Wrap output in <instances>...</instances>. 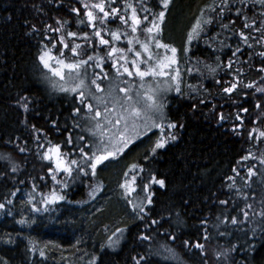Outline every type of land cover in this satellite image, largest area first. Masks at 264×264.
Instances as JSON below:
<instances>
[{
	"label": "trees",
	"instance_id": "trees-1",
	"mask_svg": "<svg viewBox=\"0 0 264 264\" xmlns=\"http://www.w3.org/2000/svg\"><path fill=\"white\" fill-rule=\"evenodd\" d=\"M100 2L0 0V204H4L0 233L6 227L14 230L13 238L1 237L0 264L16 260L19 264H65L53 245L70 243L58 251H78L89 246L95 224L104 230L115 221L123 228L119 244L113 247L101 239L88 264H264V137L259 135L264 132V91H257L264 88V5L259 0H170L165 10L160 0H104L105 11L116 8L117 17L131 16L128 3L138 16L148 15L150 20L165 11L159 34L149 41L142 31L148 22L136 33L131 31L130 20L125 25L117 17L103 24L97 20L93 28L83 3ZM142 5L151 11L145 13ZM74 8L79 11H72ZM92 10L102 15L98 9ZM198 18L211 23L203 24L199 36L189 43L188 33ZM95 31L110 45H100ZM116 31L120 39L113 41L110 33ZM70 32L77 35L69 36ZM133 37L149 41L154 57L171 55L170 50L156 48L155 40L175 47L180 70L176 81L180 91L175 87L165 96L166 114L159 122L163 128L159 138L167 141L164 147L149 152L146 137L129 145L122 155L124 160L132 158L142 172V176L135 174L133 196L146 186L152 203L147 201L145 211L133 218L125 206L109 199L108 212H92L93 217L85 221L92 211L86 205L87 190L94 178L98 185L107 175L106 180H113L120 169L111 167L120 166V160L104 169L97 166L95 175L90 168H85V174L71 165L69 177L44 158L46 147L59 145L66 164L76 160L83 166L80 148L89 153L92 136L85 128L91 115L78 96L55 90L45 81L47 69L41 53L47 47L65 62L102 57L85 68L109 74L113 63H124L120 53L106 56L112 47L125 49L126 65L131 67L135 51H141L134 42V51L127 52ZM75 44L81 45L79 56L72 54ZM97 62L102 66L95 67ZM233 83L236 89L226 93L224 89ZM169 123L176 127L169 128ZM149 133L155 135L156 130ZM101 171L107 174L102 176ZM142 178L150 183L141 184ZM159 180L164 181L163 186L156 182ZM102 189L105 194L103 185ZM53 190L64 199L44 204L43 198ZM23 205L58 208L63 216L58 214L57 223L52 222L53 217L38 224L20 223L24 221L19 211ZM64 210L69 212L65 215ZM154 220L158 223L153 224ZM13 239L17 241L13 243ZM197 243L204 249L196 248ZM165 247L174 250L175 259H165Z\"/></svg>",
	"mask_w": 264,
	"mask_h": 264
},
{
	"label": "snow or ice",
	"instance_id": "snow-or-ice-1",
	"mask_svg": "<svg viewBox=\"0 0 264 264\" xmlns=\"http://www.w3.org/2000/svg\"><path fill=\"white\" fill-rule=\"evenodd\" d=\"M83 2V0H81ZM114 2V0H112ZM170 0H160V4L163 6V8L166 10L169 6ZM259 3L261 5H264V0H259ZM83 8L86 10L85 15L87 17V22L92 25L93 28H95V22L98 20L101 24L106 23L110 17H117L118 9L112 8L110 12L105 11V3L104 0H101L100 3H95L89 5L88 3H83ZM126 8L131 9V16L126 17L124 15H120L117 18L123 22L125 25L129 24V20L131 21L130 27L131 31L133 33H136L140 26L144 24V22H148L147 27H144L142 31L146 33L149 37V41L153 38V34H159L160 32V25L164 21L165 18V11H160L159 13L155 14L151 20L149 19L148 15H144L142 18L138 16L137 10L135 7L132 6V4L128 3L126 4ZM92 9H98L99 13H102V15L98 16L94 13ZM142 10L145 13L150 12L151 10L143 7ZM223 10V9H222ZM74 12H78V9H72ZM80 23H84L83 20L80 21ZM211 23V20H204L203 22L198 18L196 20V23L193 25L191 31L188 33V42L190 43L193 39H195L197 36H199L200 32L203 30L202 25ZM245 27H249V25L245 24ZM224 27H227L226 25ZM58 31V29H57ZM69 36H76L77 34L74 32L68 33ZM94 35L96 37H99V44L104 46H109L110 42L106 39H104L101 36L100 31H95ZM112 40L116 41L120 39V33L118 31L111 32L110 33ZM241 36H243V33H241ZM86 40L88 39L87 34H85L84 37ZM247 38L245 37V40ZM145 41L141 42L138 37H133L132 39L128 40L129 47L127 48V52H133L134 49L131 47V45L135 42L139 44L141 51H135V57L131 60V69L127 66H121L123 67V73H127L128 76H136L139 77L141 81L144 80L145 77H168L172 81H178L180 77V70L178 67V60L176 57L177 49L175 47H170L169 45L160 43L159 40H155V46L156 48H163L166 50H170L171 55H165L163 57L160 56H153V53L150 49V42ZM63 42V41H61ZM65 48H68V44H64ZM81 48V45L75 44L71 46V51L75 56H79L80 52L78 49ZM188 49L185 48V52H187ZM239 51V49H237ZM114 53H120V60L124 61V64H128V60L125 55V49L122 48H116L112 47L110 52L106 53V56L108 58H111ZM235 54V53H234ZM146 55V59H143L142 57ZM261 55H264V53H261ZM47 57V58H46ZM41 61L44 63V66L46 68H50V70L53 72L55 76H59L60 79L63 81L65 80V69L67 70V77L71 80L78 81L73 86L70 87H64L61 86L60 90L64 92H78V95L81 99V102H83L85 98V91L84 89L87 87L85 83V79L81 78V69L85 66L89 65V62L93 61L94 59L97 61H102V57H93L88 56L87 60H78L76 62H65L63 59H59L56 57H52L49 55V53H44L40 57ZM55 59L56 64L58 67L52 68L49 64V60ZM145 65V67L142 69L141 65ZM101 62H97L95 64V67H101ZM230 66V65H229ZM113 68H116L117 75H121V69L120 67H117L116 63L112 64ZM211 71H215V69H210ZM91 84L95 85L96 91H102L100 84L97 83L96 79H93L91 81ZM141 88H143V84L140 85ZM237 84L233 83L231 87L225 88L224 91L226 93L232 92L234 89H236ZM247 87H252L251 84L247 85ZM120 92H123L125 95L123 97V103H121L119 100H116L113 102V107L110 109L107 107L108 100L100 97L95 96L90 93L91 98L96 100L98 105H104V112L103 114L97 107L95 109V115L92 117V119L99 118L103 115V119L105 120V125L102 126L99 120H97L95 124V128L100 130L99 131V142L97 145H95V150L91 152V155H89L87 152L84 151V148H80V152L82 154V159L84 161L83 166L78 165V162L76 160H71L70 164H66L62 156L64 154L60 153V146L56 145L49 149V155L48 153L45 154V159H52L53 156H55V170L56 171H63L67 173L69 177L72 176V167L71 165H77L78 171L81 173H85V168H90L92 175H95L96 169L98 165L103 164L105 161L109 160V158H116L120 153L124 151L125 148L128 147V145L131 143V136L129 135V132L137 133V128L139 127L138 121H143V126L145 128H148L151 130V128H160L161 131H163L162 125L160 123H157V119L163 120L164 114H163V108L164 105L160 102H158L155 98L154 93L149 94L145 93V104L143 108L137 107L136 103L133 102V97L129 95L130 89L128 88H121L119 89ZM176 91L179 92L180 88L177 84ZM257 91H264V88H258ZM139 96V93H137ZM120 104V111H117L116 105ZM259 107V105H257ZM87 108L89 112L93 111V105L91 103L87 104ZM79 109H77V112ZM244 111H247V109H244ZM115 115V120L111 119V117ZM107 125H111L112 128H115V132H111L110 129L107 127ZM122 126V128H121ZM169 128L176 127L175 124L169 123ZM92 131V130H90ZM93 135H95V132H93ZM259 135L261 137H264V132H260ZM105 136H107V140H105ZM79 139L83 140L84 137H80ZM170 139H175L174 136H171ZM167 141L163 139L162 137L156 141L155 146L152 148V151L155 152L157 148L164 147L165 143ZM69 143L71 141L69 140ZM91 147V146H90ZM3 158V157H0ZM248 157H244V159H247ZM264 163V161H262ZM137 165H132L131 168L135 169L137 168ZM12 171H16V168L13 167ZM51 171V170H50ZM87 174V173H85ZM249 174L252 175V170L249 169ZM128 173H125V176H127ZM53 180L56 179L55 175H53ZM135 180L136 176L134 175L131 179L125 180L124 183L120 185L121 188L125 189V195L128 196L130 193L135 191ZM161 186H163L164 181L159 180L156 181ZM64 187H67V184H64ZM14 195V193H13ZM91 195V194H90ZM64 197L62 195H58L56 191H52L49 195L45 196L43 198L44 204H50L55 203L57 200H62ZM148 203L151 204V196L147 198ZM11 203V201H9ZM31 203V200L29 201ZM129 203L131 204L132 201L129 200ZM4 204H0V208H3ZM137 205H133V210L135 211ZM39 211V209H36ZM140 212H143V206H140ZM245 216H247V212L244 213ZM142 218V217H141ZM233 223H236L235 218L232 220ZM20 223H24V221H20ZM153 224L158 223L157 221H152ZM117 232H123V229H117ZM115 235V233L113 234ZM173 240L175 237H171ZM208 237L205 236V239ZM111 240V238H109ZM143 240H150L151 237L149 236H142ZM185 246L189 244L188 241H185ZM196 248L203 250L204 245L197 243L195 245ZM164 252L168 253L167 256H165V259H175V252L171 248H164ZM158 255L160 253H157ZM41 256L44 255L43 251L40 253ZM220 255L219 253L217 254ZM141 260L144 259L143 257L140 258ZM137 264H140L139 261H137Z\"/></svg>",
	"mask_w": 264,
	"mask_h": 264
},
{
	"label": "rangeland",
	"instance_id": "rangeland-1",
	"mask_svg": "<svg viewBox=\"0 0 264 264\" xmlns=\"http://www.w3.org/2000/svg\"><path fill=\"white\" fill-rule=\"evenodd\" d=\"M46 52L49 53V55H51L52 57L59 58V54H54L47 47H45L43 49L41 55L46 53ZM126 58H127V56H126ZM142 58L146 59L147 57H146V55H144ZM121 63L122 64L120 66L117 65V67H120L121 73H122L119 76L117 75L116 68H114L113 71L110 72L109 74L104 72V71L103 72L102 71L101 72H94L93 69L90 67H88V68L84 67L81 69V73H82L81 78L85 79V83L87 85V87L84 89L85 98L82 102V106L85 109V111L91 115V119L89 120L88 126L85 125V128L88 131L92 130V131H90V134L92 136V141L90 142L91 147H89L90 148V151L88 153L89 155H91V152L95 150V145H97L99 142V131L100 130L95 128V124H96L97 120H99V122L101 123L102 126L105 125V120L103 119V115L99 118H96L95 120L92 119V117L95 115V109L97 107L99 108V110L103 114L104 105H98L96 100L91 98L90 93L95 95V96H100V97L107 99L108 100L107 107L111 109L113 107V102H115L116 100H119L121 103H123V97L125 94L123 92H120L119 89L128 88V89H130L128 94L133 97V102L136 103L137 107L143 108V106L146 102L145 93H149V94L154 93L156 100L164 105L165 96L167 94H170L175 89V87L177 86L176 81H172L168 77H155V78L154 77H145L143 81H141L140 78L136 77V76L130 77L127 75V73H123V67H121L122 65L123 66H127V65H125L123 62H121ZM49 64L52 68L58 67V65L55 62V59L49 60ZM127 67H129V66H127ZM129 68L131 69V67H129ZM141 68L143 69L144 67H141ZM46 69H47V72H46V76H45V81L50 85L51 88H53L55 90L61 91L60 90L61 86L70 87V86H73L76 82H78V81L71 80L67 77V70L66 69L64 70L65 71V80H63V81L60 79L59 76H55L53 74V72L50 70V68H46ZM93 79H96L97 83L100 82L99 84H100L102 91H99V92L96 91L95 85L91 84V81ZM141 84H143V88L140 87ZM186 84H187V81H186ZM69 93L75 94L76 96H78V101L81 102V99L78 95V92H69ZM137 93H139V96L137 95ZM89 103H91L93 105V111H91V112H89V110L87 108V104H89ZM116 107H117V111H120V104H117ZM163 114H164V118H165V114H166L165 106L163 108ZM115 118H116L115 115H113L111 117V119H113V120H115ZM160 121H161L160 119H157V123H159ZM137 123L139 125V127L137 128V133H139V134L132 133L131 131L129 132V135L131 136V143L129 145H132L135 141H139L143 138L146 139V137H148V139L145 140L144 142L147 141L146 143L149 144V152H150V151H152V148L155 146L156 141L158 139H160L159 136L161 135V133H163V131H161L160 128H151V130H149L148 128H145L143 126V121H138ZM107 127L110 129L111 132L116 131V129L112 128L111 125H107ZM121 128H122V126H121ZM155 130H156V134L151 135L150 133L154 132ZM149 131H151V132L149 133ZM93 132H95V135H93ZM148 133L150 134L149 136H148ZM105 140H107V136H105ZM49 149H50V146L46 147V150L43 152L44 156L46 153L51 155V153H49ZM124 151H126V148L124 149ZM124 151L117 156L118 158H114V159L109 158V160L105 161L103 164L98 165L100 167H103L102 169H104L105 167L108 166L107 164H109L110 162H114V161L116 162V160H118V161L120 160V166L121 167L118 165L111 167V168L118 167V169H120V172L117 173L116 177H113V180H111V181L106 180L107 177L109 176V175H107L104 178L103 177L100 178L102 183H100V185H98L96 183L97 182L96 179L94 178V184L87 190L88 194L86 196V205L90 206L92 211L87 214L88 216L85 218V221H87L88 218L93 217L92 212L93 213L97 212V211L108 212L109 209L106 208V205H107V201L109 199L110 200L113 199L112 201L114 203L118 204L119 206L120 205L125 206L133 218L139 216L140 214H142L145 211L146 202L148 201L147 200L148 192H147L146 186H143V185L141 186L140 195H137V196H133V192L130 193L128 196H126L125 195V189L120 187V185L122 183H124V181L126 179L131 181L132 177L136 173H138V175L142 176V172L140 170H138V167L135 169L131 168L132 165H136L131 160L132 158L131 159L127 158V160L123 159L122 155H123ZM140 152H142V151H140ZM142 154H144V153H142ZM50 160H52L53 163L55 164V156H53V158ZM101 173H102V176H103V174L104 175L107 174L105 171H101ZM125 173H128V175L125 176ZM140 181H141V184L150 183L149 179L142 178ZM102 185H103V188H105V190H106L105 194H104V191L102 189ZM134 187H135V184H134ZM128 199L132 201L131 204L129 203ZM112 201H109V202H112ZM133 205H137L135 211L133 210ZM141 205L143 206V212H140V206ZM55 209L56 210L39 209V211H37L36 209H33L31 207H26L23 205V206H20L19 211H20L21 215L23 216L24 222L27 220L26 223L35 222L34 224H38L39 222H41L47 218H50V217H53V219H51L52 222L57 223L58 222V214L60 212H59L58 208H55ZM68 209H70V208H68ZM115 209L120 210L121 208L116 206ZM68 212L69 211H65L64 214L66 215ZM113 212H115V210H113ZM122 212L123 211L121 210L120 212H118V214H116L118 216V218H121ZM61 213L63 216V211ZM115 223L119 224L121 222L115 221ZM115 223L113 222L110 227L108 226V228L106 227L104 230L100 227V224L99 225H98V223L95 224V226H94L95 229L93 232H91L93 238H91L89 240V242H90L89 246H85L84 248L78 249V251L73 252L71 249L69 251L65 250V252H59L58 248L62 247L63 249H67L68 245L70 244V243H62V242H60L57 245H53L52 248L54 249V251L57 252L56 256L59 258H62L63 263H65V264H88V261H87L88 257L92 254V252H94L93 251L94 247L99 244L101 239H104L103 240L104 243H107L108 245H111V246L113 245V247H115L119 244L117 242L119 241V237H121L120 233H122V232H117V229H123V228H121L122 225H120V224L118 226L117 225L114 226ZM2 232L3 233H0L1 234L0 235V247L2 246V242H1L2 238L1 237L6 236V237L13 238L14 230L12 229V226H11V227L4 228L2 230ZM114 233H115V235H113ZM97 234H100V237L96 236ZM109 238H111V240ZM16 241H17V239L12 240L13 243H15ZM70 242H71V240H70ZM79 250H81V251H79ZM10 264H19V262L16 260L15 262H10Z\"/></svg>",
	"mask_w": 264,
	"mask_h": 264
}]
</instances>
